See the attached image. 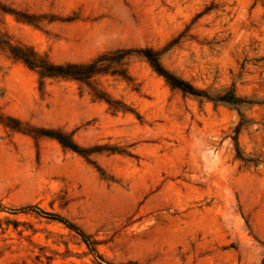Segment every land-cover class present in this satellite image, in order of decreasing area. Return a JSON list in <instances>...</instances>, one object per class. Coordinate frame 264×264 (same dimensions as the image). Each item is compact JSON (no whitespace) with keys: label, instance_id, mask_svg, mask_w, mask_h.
I'll use <instances>...</instances> for the list:
<instances>
[{"label":"rangeland","instance_id":"374dc122","mask_svg":"<svg viewBox=\"0 0 264 264\" xmlns=\"http://www.w3.org/2000/svg\"><path fill=\"white\" fill-rule=\"evenodd\" d=\"M0 264H264V0H0Z\"/></svg>","mask_w":264,"mask_h":264},{"label":"trees","instance_id":"16d2710c","mask_svg":"<svg viewBox=\"0 0 264 264\" xmlns=\"http://www.w3.org/2000/svg\"><path fill=\"white\" fill-rule=\"evenodd\" d=\"M145 55H146L147 59L149 60V62L151 63V65L153 66V68L159 74H161L163 77H165L171 85L178 87L185 92H189L192 94H199L198 91L195 90L189 83L167 73L159 64L158 59L156 57H154L153 55H151V53H145ZM24 60L27 61V59H24ZM71 68H73V67H71V66L49 67V68H47V71L50 73L67 74V75H75V76L82 75L85 72L81 69H77V70L74 69L73 70Z\"/></svg>","mask_w":264,"mask_h":264}]
</instances>
